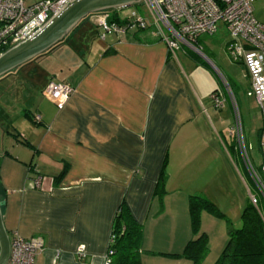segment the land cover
I'll use <instances>...</instances> for the list:
<instances>
[{
    "label": "crops",
    "instance_id": "crops-1",
    "mask_svg": "<svg viewBox=\"0 0 264 264\" xmlns=\"http://www.w3.org/2000/svg\"><path fill=\"white\" fill-rule=\"evenodd\" d=\"M122 11L120 19L129 15ZM133 11L150 22L145 10ZM101 16H88L64 42L0 79L4 230L42 241L34 264H103L124 202L143 229L141 264H193L181 257L189 198L210 200L206 185L216 192L223 177L240 189L223 135L238 153L233 125L213 107L205 64L223 71L225 56L237 63L229 34L219 25L172 55L152 25L99 39ZM50 82L73 88L62 110L43 96ZM163 165L167 180L158 196ZM36 179L40 188L31 186Z\"/></svg>",
    "mask_w": 264,
    "mask_h": 264
},
{
    "label": "built area",
    "instance_id": "built-area-1",
    "mask_svg": "<svg viewBox=\"0 0 264 264\" xmlns=\"http://www.w3.org/2000/svg\"><path fill=\"white\" fill-rule=\"evenodd\" d=\"M29 0H0V50L9 49L16 44L32 38L40 32L53 15L58 13L72 0H41L27 4ZM259 0H144L141 7L150 17V22L133 11L127 24L115 26L108 24L107 17L98 19V38L103 40L109 32L122 35L127 31L145 30L152 25L157 35L165 40L169 51L174 55L180 44L191 45L201 35H213L219 25H223L230 37L228 52L230 57L242 64L250 81L248 95L256 99L260 107L262 124H264V25L253 17V4ZM229 87L227 86V89ZM228 97L233 108L235 125L233 134L237 150L250 180L257 191L252 194L247 188L249 203L261 216L264 222V126L260 138L261 164L258 169L253 166L245 145L237 107L232 92ZM73 88L68 84L49 83L43 96L57 110H62L71 95ZM215 110L224 107L225 99L219 94L210 96ZM35 124L40 123L38 115L33 116ZM40 180L32 182L33 188H40ZM259 198V199H258ZM114 237L110 234L109 245L103 264H111L113 251L109 248ZM9 257L6 264H34L38 252L42 249L39 238L25 240L17 233L9 238ZM78 255L83 256L79 248Z\"/></svg>",
    "mask_w": 264,
    "mask_h": 264
},
{
    "label": "rangeland",
    "instance_id": "rangeland-1",
    "mask_svg": "<svg viewBox=\"0 0 264 264\" xmlns=\"http://www.w3.org/2000/svg\"><path fill=\"white\" fill-rule=\"evenodd\" d=\"M41 0H29L27 4H33ZM138 9L144 12L145 9H142L141 6H138ZM253 17L257 22L264 25V0L256 1L253 6ZM123 15H131V9H125L122 11ZM219 36H226L225 33H217ZM228 64L223 71L215 70L209 64H206L208 70H210L211 78L213 80V90L212 93H220V97H225L227 102H225L224 107L219 110V118L228 124H232L233 128L235 125V117L233 113V108L231 106L228 89L232 92L235 104L237 107V115L241 124V131H243L245 142L249 147V156L251 162L255 169H258L261 164L260 156V138L262 133V124L261 121V111L260 107L256 102V99L253 96H249L250 92V81L247 75L244 73L243 66L240 63L232 62L228 56L224 57ZM222 60V59H221ZM9 75L2 78H8ZM2 80V79H1ZM7 80H10L7 79ZM227 86L229 87L227 89ZM214 91V92H213ZM225 136V152L228 154L232 165L234 166V172H238V180H243L246 184V187L251 191L252 194H257L256 189L254 188L250 177L243 165L240 154L234 149L233 140L226 135ZM236 142V139H235ZM224 143V141H223ZM237 143V142H236ZM239 180L240 189L236 191L235 184L232 179H227L223 177L221 182L217 183L215 186H219L220 189L213 191L209 186L206 185L208 189V198L204 196H196L201 199L207 200L215 207L216 212H210L203 209L199 215V225L196 232L192 229L191 225L189 226V241H195L201 236H204L206 242V252L203 256L202 261L198 264H214L223 248L226 245L228 239V227L232 226L234 229H239L241 227L240 215L241 208L243 203L247 198L246 188L243 183ZM219 191V192H218ZM259 199V198H258ZM260 206L264 209V203L259 199ZM205 214H207L208 221L205 219ZM204 219L202 222V216ZM187 242V244L189 243ZM186 244V245H187ZM144 250H141L143 252Z\"/></svg>",
    "mask_w": 264,
    "mask_h": 264
},
{
    "label": "trees",
    "instance_id": "trees-1",
    "mask_svg": "<svg viewBox=\"0 0 264 264\" xmlns=\"http://www.w3.org/2000/svg\"><path fill=\"white\" fill-rule=\"evenodd\" d=\"M131 9L138 10V6ZM119 11L122 10H113L103 13L109 16L107 17L108 24L118 27L127 24L129 18L120 19V17L117 16ZM70 35H68V37ZM6 50L7 49L0 50V54ZM29 171L32 173L33 168L29 167ZM166 180L167 177L163 165L155 187L156 195L159 196L163 194ZM203 209L216 212L215 207L207 200L196 196H191L189 198L190 225L195 232L199 225V215ZM240 222L241 227L239 229H234L229 225L226 245L214 264H264V222H262L261 216L249 201L244 205L241 211ZM142 233V226L133 220L124 202H122L114 218L111 230V235H113L114 240L109 246L113 251L110 263L141 264L140 258L142 252L140 249V242ZM205 242L204 236L199 237L195 241H189L184 247L181 257L191 260L193 264L200 263L206 252Z\"/></svg>",
    "mask_w": 264,
    "mask_h": 264
},
{
    "label": "water",
    "instance_id": "water-1",
    "mask_svg": "<svg viewBox=\"0 0 264 264\" xmlns=\"http://www.w3.org/2000/svg\"><path fill=\"white\" fill-rule=\"evenodd\" d=\"M144 0H72L32 38L0 54V79L62 43L88 16L141 6ZM9 237L0 210V264L9 257Z\"/></svg>",
    "mask_w": 264,
    "mask_h": 264
}]
</instances>
